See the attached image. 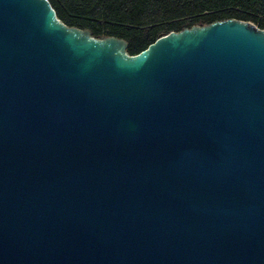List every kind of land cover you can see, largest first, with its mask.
<instances>
[{
    "label": "water",
    "instance_id": "water-1",
    "mask_svg": "<svg viewBox=\"0 0 264 264\" xmlns=\"http://www.w3.org/2000/svg\"><path fill=\"white\" fill-rule=\"evenodd\" d=\"M128 46L0 0V264H264V29Z\"/></svg>",
    "mask_w": 264,
    "mask_h": 264
},
{
    "label": "trees",
    "instance_id": "trees-1",
    "mask_svg": "<svg viewBox=\"0 0 264 264\" xmlns=\"http://www.w3.org/2000/svg\"><path fill=\"white\" fill-rule=\"evenodd\" d=\"M68 26L128 41L138 54L163 34L238 19L264 29V0H49Z\"/></svg>",
    "mask_w": 264,
    "mask_h": 264
}]
</instances>
